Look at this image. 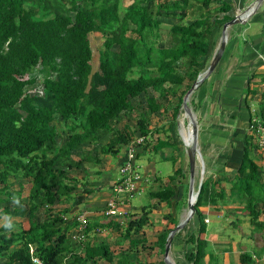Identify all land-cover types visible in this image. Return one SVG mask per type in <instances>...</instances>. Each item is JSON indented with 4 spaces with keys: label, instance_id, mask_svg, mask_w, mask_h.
<instances>
[{
    "label": "trees",
    "instance_id": "1",
    "mask_svg": "<svg viewBox=\"0 0 264 264\" xmlns=\"http://www.w3.org/2000/svg\"><path fill=\"white\" fill-rule=\"evenodd\" d=\"M213 4L218 6L211 7ZM230 9L220 0H131L126 5L122 0H0L2 264H34V256L48 264H96L100 258L112 264H130L124 253L122 261L114 262L104 239L96 245L84 243L80 250L73 246L64 227V214L79 185L70 172L86 169L89 164L101 165L99 154L119 155L123 144L136 133L119 124L129 118L135 102L143 96L148 110L138 113V134L154 133L147 123L149 116L163 107L160 98L169 103L176 100L172 111V118H176L184 94L206 67L202 58L214 49V31L233 18L225 14ZM163 23L167 24L164 38ZM91 33L102 39L95 70ZM36 66L43 76V94L32 95L25 88L35 82L27 75ZM57 118L66 131L60 145L54 124ZM108 134V141L94 150ZM169 144L176 146L174 141L157 139L152 148ZM83 146L91 147L75 159L73 152ZM256 149L253 138L246 137L234 174L202 181L194 204L198 226L186 239L193 245L184 255L189 264H210L216 258L215 251L225 249L217 242L209 249L201 210L204 206L220 209L232 205L223 207L224 211L247 216L254 231L264 232V168L256 161ZM183 177L182 168H175L166 181L148 192L150 198L169 206L177 202ZM10 178L17 180V189ZM153 179L158 181L159 177ZM25 180L31 185L27 200L22 201ZM16 200L25 203L26 209L15 206ZM42 206L44 218L38 220L37 211ZM140 212L127 216L120 232L119 241L127 240L129 250L146 246L144 238L131 237L142 233L151 206L141 207ZM11 216H26L28 226L10 222L12 227H5ZM163 219L173 227L177 224L169 212ZM111 224L116 222L88 223L87 231L96 228L104 232ZM171 229L157 235L154 245L161 253ZM257 251H240L238 263L254 264L255 255L264 252V246Z\"/></svg>",
    "mask_w": 264,
    "mask_h": 264
},
{
    "label": "crops",
    "instance_id": "2",
    "mask_svg": "<svg viewBox=\"0 0 264 264\" xmlns=\"http://www.w3.org/2000/svg\"><path fill=\"white\" fill-rule=\"evenodd\" d=\"M221 1L231 6L229 12L225 14L234 17L251 5L255 0H220V2ZM216 6H218V4H213L211 7ZM222 15H224V13H220V16ZM221 29H216L214 31V35H216L214 49L202 58L205 65H208L212 53H214L217 47ZM226 36L227 40L222 57L212 73L202 82L204 83L207 80L213 87L212 92L200 90L199 88L202 83L193 91L194 104L196 103L195 106L198 107V109L195 108L194 110L198 125V136L200 137L202 132H206L209 136L208 138L203 136L200 137V144L204 142L200 149L202 150V155L206 162V176L212 179L226 175L231 177L234 174L241 162L244 140L246 137H248V139L250 137L248 134V124L252 112L262 111L264 109V0L258 9L247 18L245 23L228 27ZM166 101L172 106L173 110L174 105L172 101H174L175 104L176 100H171V103H169L168 100L164 99V102ZM162 106L163 107L159 109L160 111L158 113L167 114L169 112L167 111V105L165 106L162 102ZM172 117L171 115V117H168L166 120L167 122L163 121L158 124L162 125L160 128L164 134L167 135L166 140H168V143L176 141L173 138V132L177 119H173ZM158 139L162 140V138ZM149 141H151V139H149ZM214 147H216V149ZM142 151H150L164 157H174V159L176 157V162H174L175 168L181 167L183 169L182 173L184 174L185 169L182 167L183 160L181 161V156L175 155L177 152L180 153L178 143H176L174 147L169 144L168 146L164 145L156 149L152 148V146H146L145 144ZM142 151H140V153ZM255 154L257 163L262 165L261 163H264V152L257 148ZM116 157L120 163L122 158L119 155ZM218 168L222 170L217 171ZM116 172L117 166L113 167V169L112 167H108L107 172L103 175V180L105 179L104 182L102 180V182L98 184L96 179L92 181L89 180L90 184L88 181L86 186L79 185L80 187L78 186L74 191L75 198L67 205L68 210L64 214L66 220L64 227L68 229V234L77 226V217L83 212L86 213L88 223H100L108 220L102 214V210L104 209L106 201L111 197L112 181ZM222 172L224 174H221ZM217 173L219 177L216 176ZM144 175H150L152 178L155 175L158 176L153 164H149L145 167ZM23 195L24 193L22 194V201H26L27 195L25 197ZM14 205L21 207L23 210L26 209L25 203H15ZM210 207L212 206L207 205L202 207L204 208L203 210H205L203 213L201 208L202 213L205 215L216 213L220 221L216 228H206L205 238L208 240V243L210 242L213 245L209 247L210 250L214 248L216 242L218 243L217 245L220 246L223 244L225 249L219 252L215 251V253L218 254L217 259L220 258V255L225 258L224 264H231V261L227 262L228 254L231 251L233 252L235 249L234 246L240 242L238 239L244 240L243 237H251L254 243H264V232L254 231L252 227H249V230L244 228V225L247 226L249 223L248 219H246L248 218L247 216L239 212H229L230 216H224L223 208L218 209L216 206H213L214 208L210 209ZM222 207H232V205ZM43 208V206L38 208V220L44 218ZM140 208L141 207L138 209ZM151 214L152 212L150 215ZM21 217L22 216H11L9 222L22 223L23 217L26 218V216ZM112 220H114L116 224L105 226L104 232H98L96 228L88 231L87 238L82 244L90 243L96 245L101 239H104L109 250L112 251L115 256V259H113L114 262H116L117 259L122 261V257L120 256L121 253L126 254V260L130 262V264H146L148 262L156 263L160 261L157 256V252H160V248L154 245V243L157 240L158 233L167 229L168 226L163 225V223L154 224L149 217V221L143 227L142 233L139 235L133 234L131 236L132 238H144L146 240V246H137L133 250H129V242L127 240L119 241L121 238L120 232L123 230L125 222L121 223L120 220ZM239 221H242V223ZM209 222L210 220L207 223ZM23 224L25 223L23 222L22 225ZM197 226L198 223L189 228L185 225L179 233H177H181L180 235L186 240L188 235L192 232V228L194 231ZM23 227L26 228L27 226L23 225ZM228 230H231L232 234L228 233ZM100 234H103V236H100ZM221 235L222 237L219 238ZM234 236H236L237 239H235ZM173 240L170 251H175L176 249H174ZM226 247L231 250H227ZM259 248H261V246H259ZM211 254L213 253L211 252L210 256ZM184 255L185 253L183 257ZM0 260V264H2L4 261L3 258H0ZM221 261L222 260H219V263ZM96 264L112 263L100 258L97 259ZM177 264H184V259H182V261L179 260Z\"/></svg>",
    "mask_w": 264,
    "mask_h": 264
},
{
    "label": "rangeland",
    "instance_id": "3",
    "mask_svg": "<svg viewBox=\"0 0 264 264\" xmlns=\"http://www.w3.org/2000/svg\"><path fill=\"white\" fill-rule=\"evenodd\" d=\"M122 1H123L124 5L129 4L131 2V0H122ZM170 22H173V20H171ZM162 27H163V29H162L163 34L162 35L164 38L165 34H166V30H167V24L163 23ZM89 39L91 42V47L93 49L92 66H93V69L95 70V69H97V65H98V49L101 46L102 39H101L100 35L97 33H91L89 35ZM212 55H213V53H212ZM207 66L208 65L206 64V67ZM206 67H204V69L202 71H204ZM39 69H40V66H36L34 68V70L27 75V77H29V78H35V82L30 84V85H27L25 88V91L32 94V95L43 94V88H42L43 76L39 72ZM199 89L202 91L208 90V92H212L213 87L206 80L204 83L201 84ZM159 100L161 103L163 102L165 104V106L167 105V108H168L167 111H169V112L167 114H163V113L159 114L158 112L153 113L151 116H149V120H148L147 124H148L149 131L154 130V133H156L158 135V138H162V140H163V139H166L167 135L164 134V132L162 130H158L162 126V125H158V124L162 123L163 121L167 122L166 120L168 119V117L169 118L171 117L173 110H172V106H170L167 103V101L164 102V99H162V98H160ZM135 103H136V105L134 106L135 108L133 111H131L129 118H123V120L119 124V127L122 128V126L125 125L126 127L129 128V130H134L137 133L136 119L138 117V113L141 112V110H145V111L148 110V108H147L148 106H147V103L145 101L144 96L140 100H137ZM188 103H189V106L195 115L194 110H195V108L198 109V107L195 106L196 103L194 104L193 92L189 96ZM172 104H174V101H172ZM178 113H179V115L177 114V116H176V119H177L176 125H174L175 130L173 132L174 133L173 138H174V140H176L175 142L179 144L180 153L177 152V153H175V155L181 156V158H182L181 161L183 160L182 167H184V169H185L184 177L181 178V182L178 185V190H179L180 195H178V199L175 198L178 201L177 202L173 201V203H170V206H167L164 202L160 203V202H157L155 199L150 198L148 192L150 190L156 189V186L161 184V182L166 181L168 179V177L173 173L174 168H175L174 157L173 158L164 157V156H161L160 154L152 153L150 151H142L141 153H139V156L137 159V164L140 167L139 170H140L141 174L143 175V177L146 179L145 181H143V184H142L144 187V190L142 192H140L139 194L135 195L134 197L129 198V202L132 206V208H131L132 213L131 214L141 213L140 209H138L139 207H150L151 206V209H152V214L150 215L151 221H153L154 224H158V223L162 224L163 223V225L168 226L169 228H173V225L171 222L164 221V219H163L164 214H166L168 212L171 213L173 215V218L175 220H177V222H178V221L182 220L186 216V213H187V190H188L187 188H188V184H189V170H188V159H187V156L185 153V146H184L185 141L183 139L181 129H182L183 125H185L186 127L190 126V125L188 124V118L186 117L184 111L181 110ZM182 119H183V121H182ZM54 124L57 127L58 144L60 145L65 140L66 131H65L64 126H63V124L59 118H57L54 121ZM110 136L111 135L108 134V135L102 137L101 140L94 146V150L95 149L98 150L100 145L106 143ZM201 136L206 137V138L209 137L206 132H202L200 137ZM152 137H153V135H152ZM200 137L198 136V147H199V149L201 148L202 144L204 143V142H201V144H200V140H201ZM148 142L150 143V146H152V144L154 143V141H152V140L148 141ZM90 147L91 146H83L81 149L75 150L73 152L74 158L77 159L80 155L85 153ZM214 148L216 149V147H214ZM92 150H93V148H92ZM200 153H201V155L199 157L200 162L198 161L197 170H196V174H195V181H194V187L195 188H197V184H198L201 176L203 177V180L206 178H210V177L206 176V162H205V159L202 155L201 149H200ZM99 155H100V159H102L101 165H96V164L90 165L89 164L85 167L86 169H77V170H72L70 172L71 175L75 176L78 179V185L86 186L88 181L89 180L92 181L93 179H96V181L99 184L100 182H102L103 177H104L103 175H104V173L107 172L108 167H112V169H113V167L119 165L118 164L119 160L117 159L116 156L110 155V154H107V155L99 154ZM149 164H153V166L155 167L156 173L159 176L158 181L154 180L152 177H150V175H144L145 167L148 166ZM202 164H203V169H204L203 175L200 174ZM261 164L264 168V163H261ZM110 165H113V166H110ZM221 170L222 169H220V168L217 169V171H221ZM221 174H224V173L222 172ZM216 176L219 177L218 173ZM104 180H103V182H104ZM10 181L12 182L14 189L18 188L17 180L10 178ZM90 181H89V184H90ZM30 185H31V183L28 180H25L23 182V193H24L23 196L24 197L28 194ZM176 203H177L178 208L176 207ZM210 206H212V207H210V209H213L214 208L213 206H215V205H210ZM203 209L204 208H202V210ZM204 212H205V210H203V213ZM224 216H230V213L224 211ZM12 217H15V216H12ZM230 218H233V217H230ZM205 219H208V221L210 220L209 223L205 222L207 229H208V227L210 229L216 228L219 224L218 222L220 221L217 218L216 213H209L208 215L204 214V220ZM246 219H248V218H246ZM4 220H5V216L0 215V224ZM243 221H245V220H243ZM23 222L25 223L23 225L28 226V223H27V220L25 217H23L22 223ZM239 222L242 223V221H239ZM248 222H249V220H248ZM196 223H198L197 217H196V215H194L192 217V219L186 224V227H188V228L193 227ZM249 224L250 223H248L247 226L244 225V228L248 229L249 227H252V225L251 224L249 225ZM147 226H149V225H147ZM184 229H186V228H184ZM192 231H193V228H192ZM228 233L232 234L231 230H228ZM180 234L177 233V235L175 234L176 236L173 237L174 238V240H173L174 249L175 248L176 249H175V251H169V257H170V260L174 264H177V262L179 260L182 261V259H184V264H189L188 262H186L185 258L183 257V254L186 252L192 251L193 246L190 243H187L186 240H184L183 236H181ZM221 237H222V235L219 236V238H221ZM234 237H235V239H237L236 236H234ZM243 238H244V240L238 239L240 242L234 246L235 249L233 250V252L231 251L228 254L227 262L231 261V264L232 263L238 264V257L237 256H238L239 251H242V250H247L249 252L257 251V250L259 251V250H261V248H259V246H261V247L264 246L263 245L264 243H256V242L254 243V241L251 237H243ZM177 241H179V242H177ZM208 246L210 247L213 245L209 242ZM157 254H158L157 255L158 259L163 260V257H164L163 253H161V251L160 252L158 251ZM214 254L215 253L211 254V256L213 257ZM217 255H215V257H216L215 260H211V263L209 262L210 264H214V263L224 264L225 258L221 257V255H220V258L217 259ZM208 257H209V255H206L205 259L208 260ZM219 260H222V261L219 263ZM163 264H165V263L163 262ZM254 264H264V252H259L257 254V256L255 255Z\"/></svg>",
    "mask_w": 264,
    "mask_h": 264
},
{
    "label": "built area",
    "instance_id": "4",
    "mask_svg": "<svg viewBox=\"0 0 264 264\" xmlns=\"http://www.w3.org/2000/svg\"><path fill=\"white\" fill-rule=\"evenodd\" d=\"M248 134L255 141L257 148L264 152V109L262 111L252 112L248 124ZM149 139L155 142L158 139V135L151 132L147 135L135 133L131 135L127 143L123 144L122 151L119 153L122 160L117 166V172L112 181V194L102 210V214L106 219L115 218L116 220H120L121 223H124L126 217L131 215L132 206L129 198L134 197L144 190L142 184L146 180L137 164L138 153L142 151ZM204 221L208 222V219ZM87 226L88 219L86 213L83 212L77 217V226L68 234L74 247H78L79 250L87 238ZM32 261L34 264H48L36 256L32 258Z\"/></svg>",
    "mask_w": 264,
    "mask_h": 264
},
{
    "label": "water",
    "instance_id": "5",
    "mask_svg": "<svg viewBox=\"0 0 264 264\" xmlns=\"http://www.w3.org/2000/svg\"><path fill=\"white\" fill-rule=\"evenodd\" d=\"M262 1L263 0H255L253 3H251V5H249L243 11H241V13H238L232 19H230L229 21L223 24L219 42L211 57V60L208 66L205 68L204 71L200 72L197 75L195 81L192 83L190 88L186 91V93L183 96L179 112L181 110L184 111V113L188 117V124L191 126V141L189 144H184L185 153L188 159V170H189V184H188V190H187V213H186V216L182 220L177 222V224L169 231L167 235V238L165 241L164 253H163V256H164L163 261L165 264H174L170 260V257H169V251H170L173 237L194 216V213H195L194 204L197 200V196L200 191V186L203 181V177L201 176L197 184V188L194 187L197 163L199 161V157L201 153L198 147V125H197L195 115L188 103L189 96L212 73V71L215 69L216 65L218 64L220 58L222 57V54H223V51L226 45V40H227L226 31L228 27L232 25H236V24L245 23L247 18L250 17L258 9ZM201 166L202 168L200 170V174L203 175V172H204L203 164Z\"/></svg>",
    "mask_w": 264,
    "mask_h": 264
},
{
    "label": "bare ground",
    "instance_id": "6",
    "mask_svg": "<svg viewBox=\"0 0 264 264\" xmlns=\"http://www.w3.org/2000/svg\"><path fill=\"white\" fill-rule=\"evenodd\" d=\"M182 121H183V119H182ZM181 130H182V136H183V139L185 141V144H189L191 141V126L186 127L185 125H183Z\"/></svg>",
    "mask_w": 264,
    "mask_h": 264
},
{
    "label": "clouds",
    "instance_id": "7",
    "mask_svg": "<svg viewBox=\"0 0 264 264\" xmlns=\"http://www.w3.org/2000/svg\"><path fill=\"white\" fill-rule=\"evenodd\" d=\"M15 202H16V203H19V200H16ZM109 219H111V218H109ZM112 219H115V218H112ZM115 220H116V219H115ZM5 227H7V228L10 229V228L12 227V225H11V223L9 222L8 224L5 225ZM87 232H88V231H87Z\"/></svg>",
    "mask_w": 264,
    "mask_h": 264
}]
</instances>
